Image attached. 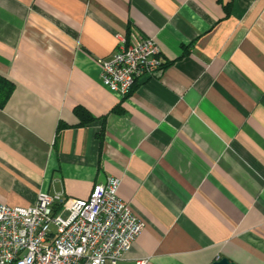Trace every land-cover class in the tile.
I'll return each mask as SVG.
<instances>
[{"label":"crops","instance_id":"1","mask_svg":"<svg viewBox=\"0 0 264 264\" xmlns=\"http://www.w3.org/2000/svg\"><path fill=\"white\" fill-rule=\"evenodd\" d=\"M136 33L163 67L121 95L98 59ZM0 75V203L112 176L145 223L122 263L264 264V0H0Z\"/></svg>","mask_w":264,"mask_h":264},{"label":"built area","instance_id":"2","mask_svg":"<svg viewBox=\"0 0 264 264\" xmlns=\"http://www.w3.org/2000/svg\"><path fill=\"white\" fill-rule=\"evenodd\" d=\"M98 62L102 83L121 95L162 68L158 43L137 33L120 35L117 48ZM118 185L110 176L69 204L62 193L45 191L28 206L0 203V264H124L123 253L145 223L118 196ZM145 263L138 258L126 264Z\"/></svg>","mask_w":264,"mask_h":264},{"label":"trees","instance_id":"3","mask_svg":"<svg viewBox=\"0 0 264 264\" xmlns=\"http://www.w3.org/2000/svg\"><path fill=\"white\" fill-rule=\"evenodd\" d=\"M162 67H163V63H162ZM0 82L2 83V88H0V100H4L5 97L8 95V93L10 92V90L12 89V82H10L9 80L3 78L0 75ZM75 113L81 117L82 120H88L91 119L90 114L87 113V111L80 107V106H75L74 108Z\"/></svg>","mask_w":264,"mask_h":264},{"label":"water","instance_id":"4","mask_svg":"<svg viewBox=\"0 0 264 264\" xmlns=\"http://www.w3.org/2000/svg\"><path fill=\"white\" fill-rule=\"evenodd\" d=\"M213 264H236V263L230 261L226 257H221V258L217 259L216 261H214Z\"/></svg>","mask_w":264,"mask_h":264}]
</instances>
